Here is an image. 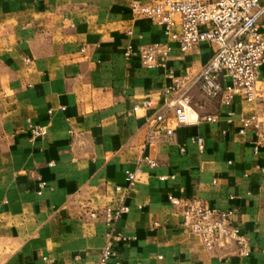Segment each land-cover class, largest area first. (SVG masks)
<instances>
[{
	"label": "crops",
	"instance_id": "0c3cea01",
	"mask_svg": "<svg viewBox=\"0 0 264 264\" xmlns=\"http://www.w3.org/2000/svg\"><path fill=\"white\" fill-rule=\"evenodd\" d=\"M131 1L0 0V264H98L107 227L89 213L122 204L129 210L114 231L129 239L107 264H264V149L255 156L252 133L237 132L239 116L264 113L263 67L258 97H235L232 122L218 98L194 88L196 113L218 121L150 133L170 80L123 56L127 44L163 39ZM211 54L207 42L186 53L173 44L168 66L194 73ZM28 123L46 125V135L32 138ZM169 194L232 209L250 255L237 256L233 243L205 249Z\"/></svg>",
	"mask_w": 264,
	"mask_h": 264
},
{
	"label": "built area",
	"instance_id": "2783aa9c",
	"mask_svg": "<svg viewBox=\"0 0 264 264\" xmlns=\"http://www.w3.org/2000/svg\"><path fill=\"white\" fill-rule=\"evenodd\" d=\"M263 0H132L129 8L133 15L145 17L159 27L163 39L137 46L127 44L123 49L126 60L136 56L141 66L157 69L170 80L163 89L165 110L151 119V132L173 134L172 124L195 125L200 121L217 122L219 116H199L191 104V91L194 88L209 98H218L226 110V121L232 122L234 112L230 109L235 97L252 102L258 96L256 82L259 69H264V30L258 25L264 14ZM130 35L131 31H127ZM207 42L212 48L211 56L194 73L176 75L168 66L172 45L186 53L197 52L199 45ZM221 76L228 78L223 84ZM143 101L142 106H147ZM137 107H133L135 110ZM63 109V107H61ZM51 109L48 110L50 114ZM171 116V119L169 115ZM238 134L252 133V152L256 156L264 149V113L253 111L238 117ZM27 129L32 138L43 137L46 125L28 123ZM152 135L147 142L150 143ZM199 152L203 151L204 141L199 135L193 138ZM183 150V149H181ZM150 166L156 162L144 157ZM264 172V165L259 167ZM139 170H126L125 180L132 186ZM40 188L45 186L40 181ZM119 189V187H117ZM168 202L179 208L181 224L196 234L207 250L216 245L233 243L235 254L248 257L251 247L246 236L234 223L232 209L209 207L196 197L167 196ZM129 210L122 204L116 208L105 207L101 211H91L89 216H101L107 231L105 242L100 250L98 264H107L116 258L114 244L126 241L129 237L114 231V223ZM114 264H120L115 261Z\"/></svg>",
	"mask_w": 264,
	"mask_h": 264
}]
</instances>
